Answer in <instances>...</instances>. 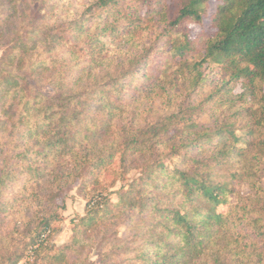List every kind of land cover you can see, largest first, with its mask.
<instances>
[{
	"label": "trees",
	"instance_id": "1",
	"mask_svg": "<svg viewBox=\"0 0 264 264\" xmlns=\"http://www.w3.org/2000/svg\"><path fill=\"white\" fill-rule=\"evenodd\" d=\"M166 1L97 0L91 15L73 21L63 34L47 25L35 30L43 33L49 51L75 43L64 53L79 60L73 68L82 66L72 84L54 75L65 66L58 60L53 68L33 62L36 47L26 42L34 40L31 36L18 38L4 57L0 97L11 103L0 108V130L11 127L12 134H20L17 142L25 141L11 158L6 153L11 161L0 167V217L15 202L29 213L0 237V264H22L29 248L33 262L25 264H87L90 241L128 213V228L142 240L133 264H264V0H220L212 14L210 0H178L172 19ZM155 15L168 22L160 35L166 38L163 45L135 58L136 69L116 72L93 90L90 95L100 96L98 107L76 101L81 95L74 88L84 75L96 82L108 78L105 70L93 72L108 60L109 38H131ZM207 19L211 36L178 35L181 27ZM153 57L158 58L154 71L147 69ZM26 67L28 75H15ZM213 67L223 79L198 102ZM43 74L56 80L53 96L31 85ZM172 75L188 83L186 100L174 115L121 134L111 131L124 95L166 90L175 82ZM130 170L140 177L123 193H113ZM75 184L87 203L85 215L73 223L71 242L58 248L48 242L63 221L56 201ZM242 184L250 186L249 196L237 191ZM18 190L26 192L23 199Z\"/></svg>",
	"mask_w": 264,
	"mask_h": 264
},
{
	"label": "rangeland",
	"instance_id": "2",
	"mask_svg": "<svg viewBox=\"0 0 264 264\" xmlns=\"http://www.w3.org/2000/svg\"><path fill=\"white\" fill-rule=\"evenodd\" d=\"M96 1L97 0H0V65L4 57L12 53V47L18 38L22 37L25 41L27 37L31 36L34 40L26 42L29 43V47H36L33 55V62H43L48 65L49 68H53L57 66L54 64V61L57 62L58 60V66L61 63L65 66L62 65L59 67L58 70L54 72V75L60 73L58 77L60 81H62V78H65L64 84H72L78 78L82 66L81 68H73L79 60L77 58L74 59L70 54L65 56L64 53L75 43H63L49 51L48 46L42 43L43 33L41 31L35 32V30H39L43 25H47L51 27L54 33L63 34L73 21L91 15L90 8ZM166 2L169 7V17L172 19L177 13L179 2L178 0H167ZM219 3L220 0H210L207 4L208 13L212 14L215 12ZM145 13L146 11H144V14ZM143 24V28L134 31L131 38H109L108 41L110 45L107 50L109 54L108 60L104 65L97 67L93 75H99L101 71L105 70L104 77L107 78L116 72L122 73L132 71L136 69L133 66L137 65L134 61L135 58H138L150 47L163 45L166 38H160V35L164 29H166L168 22L160 21V16L155 15L149 16ZM89 25H91V22H89ZM210 25L211 22L209 19H207L203 25L189 23L179 29L178 35L187 34L192 40L204 34L211 36L213 31ZM96 31L97 30L93 31V33ZM178 35H176L175 31L173 32L174 37ZM70 42L73 41L70 39ZM79 43L81 42L79 41ZM157 59V57L150 58L147 69L150 68L154 71V63ZM87 60L88 58L85 61ZM212 69L213 73L210 75L207 84L200 90V97H196L198 102H202L223 79V75L219 68L213 67ZM87 70L89 71L90 69L87 68ZM29 73L30 69L26 67L22 72L15 73V75H28ZM107 73L110 75H107ZM172 73L173 72H168L166 77H170ZM51 76V74L36 76L35 81H32L31 85L39 93L53 96L54 94L51 93L53 89L51 83L56 80L54 76ZM171 78L175 82L172 86L168 85L166 90L157 88L149 95L137 97L124 95L122 98L124 99L123 110L117 113L118 115L112 123L113 128L111 131H115L116 134H121L119 130L124 128L128 129L133 127L138 129L156 123L170 115H174L178 107L186 100L188 83H185L184 80L178 78V76L175 78L172 75ZM109 79V77L103 81L99 79V82H96L93 76L84 75L82 80H80L74 88L75 91H77L75 93L81 95L80 97L77 96L76 101L81 99V101L86 104L96 103L94 106L98 107L97 100L100 96H92L90 94L96 88H100L104 81H109ZM137 79L138 82H141L143 78L139 76ZM35 84H37V86ZM83 88L85 90H82ZM5 102L11 103V99L8 98L7 100V98L0 97V108ZM21 107L23 108V106ZM3 118L0 112V120H3ZM1 132L2 129L0 130V167L3 166L4 161L6 164L9 162L8 160H10H6V153H8L11 158L13 154L10 153H17L18 151H14L16 146H18V144L22 145L25 141L22 137V141L17 142V138L20 134L18 132L12 134L11 127L7 128L6 133ZM178 161L179 160L175 163H178ZM139 177L140 172L138 170H130L126 180L117 183L115 188L111 189V191L113 193H123V190H127ZM21 186L22 184L18 186V189H20ZM13 191L14 190H10L6 193L7 200H12L14 197ZM237 191H240L243 196H249L251 194L250 186L247 184H242ZM25 194V191L23 193L19 191L17 195H21V199H23ZM113 199H118V196L114 195ZM230 199V202L234 204L237 203V199L234 196L230 197ZM86 204V201L80 194L78 184L69 185L63 189L62 194L56 201V206L58 207L57 213L63 218V221L57 223L60 230L49 239V243H52L58 248H63L71 242L73 237V223H76L78 216L85 215ZM15 205L16 202L14 208L8 214H2L0 217V237L11 233L16 226V219L20 218L22 214L27 215L29 213L24 205ZM14 214H16V218L13 217ZM131 216L132 214L128 213L121 218L115 219V222L110 228L101 233L98 238H94L90 241V248L87 252V264L132 263V260L139 254L138 248L142 240L138 237H133L134 234L138 232L136 229L131 230L128 228L125 219ZM137 218H139V216ZM145 218L146 215L143 216V219ZM49 235L50 233L48 237ZM15 237L16 236H13V238ZM41 240L45 239L41 238ZM28 261L33 262L31 248L28 249L21 262L25 264Z\"/></svg>",
	"mask_w": 264,
	"mask_h": 264
},
{
	"label": "built area",
	"instance_id": "3",
	"mask_svg": "<svg viewBox=\"0 0 264 264\" xmlns=\"http://www.w3.org/2000/svg\"><path fill=\"white\" fill-rule=\"evenodd\" d=\"M42 238L45 239L46 238V235H44Z\"/></svg>",
	"mask_w": 264,
	"mask_h": 264
}]
</instances>
